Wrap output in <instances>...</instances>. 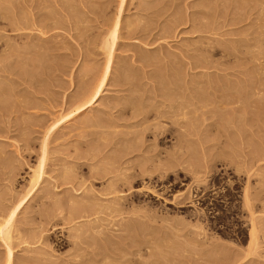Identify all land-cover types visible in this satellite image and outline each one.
Segmentation results:
<instances>
[{
  "label": "rangeland",
  "instance_id": "rangeland-1",
  "mask_svg": "<svg viewBox=\"0 0 264 264\" xmlns=\"http://www.w3.org/2000/svg\"><path fill=\"white\" fill-rule=\"evenodd\" d=\"M206 1L0 0V215L19 204L11 240L0 239V264H6L8 248L12 249L13 264H104L105 260H110L105 264H264V68L249 62L252 54L258 57L256 50L264 47L259 43L256 48V33L252 31L263 33L264 27H257L256 22H261L251 18L239 25L226 24L222 16L217 22L224 27L218 33L200 31L213 19L200 12L207 10ZM165 5L168 10L163 9ZM20 7L24 12L33 8L34 12L28 9L30 16H26L27 11L20 12ZM160 7V17L147 10L157 12ZM21 14L34 25L15 30L7 27L6 18L16 16L18 20ZM232 17L229 14L227 18ZM117 18L122 25L113 47L109 83L92 106L78 110L84 88L89 87L85 83L94 84L106 64L102 43ZM171 19L180 23L169 26ZM131 23L138 29L129 34ZM141 26L148 30L140 31ZM233 39H244L245 44ZM32 45L41 51L36 47V53L32 52ZM228 45L230 49L234 46L232 55L223 52ZM20 47L26 51L18 53ZM45 51H50L46 52L50 56ZM16 52L22 58L37 55L35 60L27 59L32 61H27L29 72L27 66L19 67L26 61L23 58L19 63L21 57ZM142 55L147 61L138 58ZM44 57L51 60L46 62ZM197 57V61L208 58V65L196 67ZM38 59L45 63L39 66ZM11 61L20 65L13 67ZM166 64L175 68H165ZM87 65L95 70L85 71ZM44 66L52 70L46 68L48 72ZM32 71H38L34 72L37 75ZM30 72L39 78L31 80ZM15 73L36 85L28 86ZM93 75L95 78L89 77ZM223 84L226 91L240 86L260 91L242 103L226 104L225 96L230 99L231 94L213 90L223 88ZM155 85L162 90L153 89ZM164 87L172 91L166 92ZM22 101L29 106L16 111L10 108L11 103ZM125 105L139 111L148 109L145 112L150 114L161 112L158 115L163 119L137 124V117L130 119L129 113L125 116L120 112L123 107L128 110ZM219 108H223L221 113ZM208 109L213 111H207L206 116ZM217 110L221 117L216 116ZM154 129L166 130L169 135L158 140L151 135ZM41 161L42 174L34 185L32 175ZM167 161H172L169 166ZM166 166L169 168L164 172ZM246 185L250 191L247 199ZM73 211L76 217H70ZM127 223L135 226L130 224L128 231ZM252 225L259 234L257 246L250 243ZM80 228H87L86 235ZM77 231L81 233L77 235ZM109 232L114 238H107ZM85 240L93 243L88 246ZM252 247L257 249L254 254ZM94 248L96 252L107 248L110 255H93ZM92 255L105 256L101 261Z\"/></svg>",
  "mask_w": 264,
  "mask_h": 264
},
{
  "label": "bare ground",
  "instance_id": "bare-ground-1",
  "mask_svg": "<svg viewBox=\"0 0 264 264\" xmlns=\"http://www.w3.org/2000/svg\"><path fill=\"white\" fill-rule=\"evenodd\" d=\"M40 2H41V1H40ZM206 2H207V4H206V6H207V10H206V9H205V10H201L200 12H202V14H204L203 16H205L206 19H207V18H208V19L213 18V19H212V20L210 19L211 21L208 22V23H209L208 25H206V24H205V25L203 24V26L201 25L202 27H201V26H200V27H201L202 30L200 29V31H204V32H206V33H207V32H214V33L217 32V33H218V31H220V30L224 27L223 24L220 25V23L217 22V20H218V19L220 20V18H222V16H223V18H224V17L226 18V19H224V21H225V20L227 21L226 24H229V22H230V24H232V23H234V24H238L239 22L245 21V19H249V18H251V20L258 19V20L261 22V24L258 23V22H256L257 27H262V26L264 27V0H210V1L208 0V1H206ZM21 4H22V3H21ZM122 4H123V3H122ZM143 4H144V3H143ZM23 5H24V4H23ZM23 5H21V6H23ZM144 5H145V4H144ZM144 5H143V6H144ZM203 5H204V4H203ZM24 6H25V5H24ZM24 6H23V7H24ZM26 6H27V5H26ZM36 6H37V5H36ZM36 6H35V7H36ZM40 6H41V3H40ZM40 6H39V7H40ZM145 6L147 7L148 5L146 4ZM145 6H144V7H145ZM165 6H166V5H165ZM165 6H164L163 9L167 8V10H168V7H169V6H168V7H167V6L165 7ZM206 6L204 5V7H206ZM23 7H20L21 9H20V8H19V9L22 10V9H24ZM29 7H31V6H29ZM29 7H28V9H29ZM39 7H38L37 9H39ZM144 7H143V8H144ZM146 7H145V8H146ZM149 7H150V6H149ZM149 7H148V8H149ZM204 7H202V9H204ZM16 8H17V6H16ZM41 8H42V7H41ZM46 8H47V7H46ZM46 8H45V9H46ZM154 8H158V9H159V7H154ZM17 9H18V8H17ZM28 9H26V11H27ZM120 9H121V8H120ZM141 9H142V8H141ZM150 9H151V8H150ZM150 9H147V10H149V12H150V11H151V12H154V14L157 13L158 16L161 15V14H159V13H162V12H163V11L161 10V7H160V11L158 10L157 12H156L157 9H153V11H152V9H151V10H150ZM29 10H31V11L34 12L33 8H32V9H29ZM29 10H28V11H29ZM41 10H42V9H41ZM51 10H52V8H51ZM147 10H146V11H147ZM167 10H165V11H167ZM17 11H18V10H16V12H15V11H13V12L17 13ZM26 11H25V12H26ZM28 11H27V14L24 12V10H22V11H20V12L25 13L26 16H30L29 12H31V11H29V12H28ZM53 11H54V10H52V12H53ZM143 11H144V10H143ZM33 12H32V13H33ZM151 12H150V14H151ZM15 13H13V15H14ZM75 13H77V12H75ZM119 13H120V12H119ZM19 14H20V13H19ZM25 14H24V15H25ZM28 14H29V15H28ZM33 14H35V13H33ZM39 14H40V13H39ZM152 14H153V13H152ZM154 14H153V15H154ZM229 14H232L233 17L228 19L227 17L229 16ZM15 15H18V13L15 14ZM21 15H23V14H21ZM24 15H23V16H24ZM31 15H32V14H31ZM35 15H36V14H35ZM42 15H43V14H42ZM54 15H55V14H54ZM157 15H156V16H157ZM177 15H179V14H177ZM195 15H196V14H195ZM23 16H20V18H19V16H18V20H17L16 16H15V17L13 16L14 19H13L12 17L6 18V21H7V19H8V21H9V19L12 18V20H10V22H9L10 25H8V23H7L8 21L6 22L7 27H8V26H11V28L13 27L14 29H13V28H12V29L15 30V29H23V28H26V27L28 26L29 23L32 24V22H30L32 19H31L30 21H27V20H29L30 18L28 19V17L25 18V16H24V17H23ZM32 16H33V15H32ZM121 16H122V15H121ZM175 16H176V15H175ZM21 17H23L24 19H22ZM51 17H52V16H51ZM117 17H119V16H117ZM159 17H160V16H159ZM177 17H178V16H177ZM177 17H176V20L180 21L181 19H180V18H177ZM179 17H180V15H179ZM40 18H42V16H41ZM53 18H54V16H53ZM173 18H174V16H173ZM205 18L203 17V19H205ZM223 18H222L221 20H223ZM15 19H16V20H15ZM37 19H38V18L36 17L35 20H34V22H35ZM58 19H59V18H58ZM13 20H14V21H13ZM109 20H113V19H109ZM174 20H175V18H174ZM215 20H216V21H215ZM219 20H218V21H219ZM221 20H220V21H221ZM121 21H122V20H121ZM121 21L119 20V18H117V19L115 20L113 26H111V24L113 23V22L111 21V22H112V23L110 24L111 28L109 29L110 32H109V30L107 29L108 27L106 28V30L109 32V33H108L109 35H108V34H107L108 36L106 35L107 38L105 37V39L103 40L104 42L102 43V44H104L103 49H104V51H105L106 54H107V60H106V62H105L106 64L104 65V68L102 67L103 69H102L101 71L99 70V71L102 72V73H101V74L99 73L100 76L98 75L99 77H97L98 79H96V82H95V83H94V81H95V79H94V81H93L94 84H91V83H92L91 80H90V81H91V83H90L91 85L85 83L86 81L84 82V83H85V86L88 85L89 87H85V86H84V87H85V88H84V91L82 90V91H83V93H82V97H83V98H82V99L80 98V99L82 100V102H80V100L77 98V99L79 100L78 102H80L79 106H77L78 110H82V109H85V108H88V107L92 106V105H93V104H94V103L100 98V96H102V93H103L104 89L106 88L107 84L109 83V78H110V76H111V71H112V66H113L112 64H113V58H114L113 47H114V45H116V42H117V40H118V37H119L120 31H121V25H122V24H121V23H122ZM170 21H172V23H173V19H171ZM178 21H176V22L174 21V22L177 23ZM212 21H213V24H210ZM36 22H37V21H36ZM36 22H35V23H36ZM107 22H108V20H107ZM130 22H132V21H129V23H130ZM133 22H135V21H133ZM168 22H169V21H168ZM201 22H203V21L201 20ZM201 22H200V23H201ZM137 23H138V22H136V23H134V24L137 25ZM169 23H170V22H169ZM175 23H173V24L170 23L171 25H169V26H173V25H174L173 27H175V25H178L180 22H178L177 24H175ZM204 23H205V21H204ZM214 23H216V24L214 25ZM223 23H224V22H223ZM108 24H109V23H108ZM108 24H107V25H108ZM134 24H133V23L129 24V25H130V26H128V27H130V28L128 29V33H129V34H132L133 32H135V31L138 29V28H135V27H138V26H136V25H134ZM234 24H233V25H234ZM239 24H241V23H239ZM239 24H238V25H239ZM4 25H5V24H4ZM32 25H34V24H32ZM224 25H225V24H224ZM1 26H2V25H1ZM1 26H0V28H3V27H1ZM30 26H31V25H30ZM108 26H109V25H108ZM139 26H140V25H139ZM169 26H166V27H169ZM238 27H239V26H238ZM4 28H6V27L4 26ZM11 28H9L8 30H11ZM170 28H171V27H169V29H170ZM172 29H173V28H172ZM235 29H236V28H235ZM237 29H238V28H237ZM13 30H12V31H13ZM139 30H140V31H145V30H148V27H146V26H141V27L139 28ZM233 30H234V29H233ZM235 31H237V30H235ZM150 32H151V31H150ZM252 33H256V35H255L253 38H256V41H257V44H256V42H253L252 45H255V44H256V45H255L256 48H259L260 46L257 47V45H258L259 43H261V44H259V45H263V46H264V32L261 33V32L258 30V33H257V30L255 29V30L252 31ZM20 34H21V33H20ZM20 34H17V35H20ZM9 35H10V34H9ZM17 35H16V36H17ZM21 35H22V34H21ZM13 36H14V35H13ZM19 38H20V37H19ZM250 39H252V38H250ZM226 40H227V39H226ZM233 40H234L233 42L239 41L240 43L243 42V43L245 44V42L242 41V40H244V39H238V40L236 39V41H235V39H233ZM239 42H238V43H239ZM246 42L249 43V41H246ZM240 43H239V44H240ZM243 43H242V44H243ZM254 43H255V44H254ZM210 44L215 45L214 43H210ZM223 44H224V43H223ZM223 44H222V45H223ZM6 45H7V44H6ZM47 45H48V44H47ZM219 45L221 46V43H219L218 46H219ZM233 45H234V44H233ZM10 46H13V44L10 45ZM32 46L35 47L34 45H32ZM32 46H31V47H32ZM210 46L213 48L212 45H209V47H210ZM220 46H219V47H220ZM224 46H226V45H224ZM224 46H223V49H226V48H224ZM234 46H235V45H234ZM234 46H232L233 49H234ZM241 46H242V45H241ZM14 47H15V46H14ZM17 47H18V46H17ZM33 47H32V48H33ZM36 47H37V49H39V51H41V50H40V49H41L40 47H39V48H38V46H36ZM36 47H35L34 50L32 49V50H33L32 52L36 53V51H35V50H36ZM46 47H47V46H45V48H46ZM211 47H210V49H211ZM18 48H19V47H18ZM18 48H17V49H18ZM42 48H44V46H43ZM48 48H49V47H48ZM221 48H222V47H221ZM256 48H255V49H256ZM262 48H264V47H261V49H262ZM11 49H13V48H11ZM14 49H15V48H14ZM17 49H15V50H17ZM22 49L25 50L24 48H22ZM22 49H21V47H20V50L18 49V53H20V51H22ZM207 49H208V48H207ZM210 49H209V52H213V51L215 50V48L212 49L211 51H210ZM229 49H230V47H229V45H228V50H223V52L226 53V54H230V55H232V54H231V53H232V51H231L232 48H231L230 50H229ZM233 49H232V50H233ZM253 49H254V48H253ZM255 49H254L253 51H255ZM261 49H258V50H256V52H255V54H257L258 57H257V56H254V55L252 54V56L249 58V62H252V63L254 64V66H257V67H259V68H264V50L262 49V51H261ZM47 50H48V49H47ZM25 51H26V50H25ZM39 51L37 52V55H39V54L42 53V52L40 53ZM253 51H252V52H253ZM8 52H9V51H8ZM30 52H31V51H30ZM46 52H50V51H45V53H46ZM16 53H17V52H16ZM18 53L16 54L17 56H18ZM38 53H39V54H38ZM253 53H254V52H253ZM24 54H25V53H24ZM30 54H31V53H30ZM46 54H48V56H50L51 53H50V54H49V53H46ZM21 55H22V54H21ZM26 55H27V54H26ZM26 55H25V56L22 55L23 58L26 59V60L24 59V62L26 61V62H25L26 65H25V63H21V61H22L23 58H22L20 55H19L18 57H21V58H20L21 60H18L19 58H17L18 62L20 61L19 63L23 64V66H19L21 69H22V67L25 68V67L27 66V61H28L27 59L30 58V57L28 58V56H27V58H26ZM31 55L33 56V54H31ZM37 55H36V56H37ZM143 55H144V54H143ZM143 55H142V56H143ZM146 55H147V54H146ZM34 56H35V55H34ZM36 56H35L34 58H36ZM48 56H46V57H48ZM147 56H148V55H147ZM204 56H205V55H204ZM38 57L41 58L42 56L39 55ZM38 57H37V58H38ZM137 57H138V56H137ZM148 57H149V56H148ZM199 57H200V56H199ZM31 58H32V57H31ZM31 58H30V60H31ZM34 58H32V60H35ZM37 58H36V59H37ZM42 58H43V57H42ZM42 58H41V59H42ZM44 58H45V57H44ZM49 58H50V57H49ZM49 58H48V59H49ZM138 58H142V59H143L144 56H143V57L140 56V57H138ZM138 58H137V59H138ZM145 58H146V57H145ZM145 58H144V59H145ZM46 59H47V58H45V60H46ZM48 59H47V60H48ZM137 59H136V61H137ZM151 59H152V58H151ZM197 59H198V57L196 58V61H197ZM207 59H208V58H206V57L203 58V59L199 58V61L195 62L196 67H199V66L202 65V64H204V65L206 64V66H207V65H208V63H206V60H207ZM30 60H29V61H30ZM47 60H46V62H47ZM50 60H51V58H50ZM50 60H48V61H50ZM138 60H139V59H138ZM29 61H28V64H29ZM139 61H140V60H139ZM146 61H147V58H146ZM146 61H143V60H142L141 62L143 63V62H146ZM11 62H12V61H11ZM18 62L16 61V64H19ZM31 62H32V61H30V63H31ZM35 62H37V60H36ZM35 62H34V63H35ZM40 62L42 63V60H40ZM40 62H39V59H38V62H37V63L39 64V66H40ZM151 62H152V61H151ZM170 62H171V61H170ZM170 62H169V63H170ZM191 62H193V61H191ZM34 63H33V66H34ZM44 63H45V61H44ZM44 63H42V64H44ZM50 63L52 64V62H50ZM50 63H49V64H50ZM148 63H149V62H148ZM193 63H194V62H193ZM193 63H192L191 66H193ZM9 64H11V65L13 64V67H16V66H17L16 64H15V66H14V62L9 63ZM31 64H32V63H31ZM31 64H30L29 66H27V72H29V71H28V70H29L28 67H31ZM42 64H41V65H42ZM145 64H146V63H145ZM145 64H144V65H145ZM190 64H191V63H190ZM19 65H20V64H19ZM166 65H167V64H166ZM170 65H171V64H170ZM170 65H167V67H165V66H164V67H165V68H168ZM198 65H199V66H198ZM9 66H10V65H9ZM9 66H8V69H9ZM87 66H88V65H87ZM91 66H92V65H90V68H89V66H88L87 69H86L85 71H89L90 73H92L93 70H95V69L92 70ZM160 66H161V65H160ZM206 66H205V67H206ZM10 67H11V66H10ZM36 67H37V66H35V68H36ZM42 67H43V66H42ZM42 67H41V69H42ZM50 67H51V65H50ZM170 67H172V66H170ZM170 67H169V68H170ZM200 67H202V66H200ZM203 67H204V66H203ZM5 68H6V67H5ZM33 68H34V67H33ZM44 68L46 69V68H49V67H48V66H44ZM172 68H175V67L173 66ZM207 68H208V67H207ZM18 69H19V68H18ZM21 69H20V70H21ZM37 69H38V67L36 68V70H37ZM49 69H50V68H49ZM170 69H171V68H170ZM170 69H169V70H170ZM12 70H13V68H12ZM12 70H11V71H12ZM15 70H16L15 72H17V71L20 72V70H17V69H15ZM25 70H26V69H25ZM34 70H35V69H34ZM46 70H47V69H46ZM51 70H52V69H50L49 71H51ZM169 70H168V71H169ZM175 70H176V69H175ZM175 70H171V73H172V71H175ZM5 71H6V70H5ZM8 71H9V70H8ZM8 71H7V72H8ZM21 71H22V70H21ZM39 71H40V69H39ZM43 71L45 72L44 69H43ZM47 71H48V70H47ZM47 71H46V73H47ZM49 71H48V72H49ZM81 71H82V69L80 70V72H81ZM99 71H98V72H99ZM166 71H167V70H166ZM7 72H6V73H7ZM27 72H26V73H27ZM32 72H33V71H32ZM34 72H36V71H34ZM34 72H33V73H34ZM80 72H79V73H80ZM175 72H176V71H175ZM10 73H11V72H10ZM36 73H38V71H37ZM40 73H41V72H40ZM40 73H39V74H40ZM85 73H86V72H85ZM87 73H88V72H87ZM87 73H86V74H87ZM90 73H89V75H92V74H90ZM11 74H12V73H11ZM16 74L20 75L21 73H20V74H19V73H15V75H16ZM30 74H31V72H30ZM34 74H35V73H34ZM44 74H45V73H44ZM86 74H85V75H86ZM13 75H14V74H12V76H13ZM18 75H16V76H18ZM21 75H22V74H21ZM21 75L18 76V77H21L20 79H22V76H21ZM27 75L30 76L29 73H27ZM27 75H26V77H27ZM36 75H37V74H35V75H33V76H36ZM48 75H49V74H48ZM80 75H81V74H79V77H80ZM82 75H83V74H82ZM85 75H84V76H85ZM156 75H157V77H158V74H156ZM164 75H165V74H163V76H164ZM168 75L170 76L171 74H168ZM31 76H32V74H31ZM33 76H32V78H31V80H35V78H36V77H33ZM38 76H40V75H38ZM38 76H37V78H39ZM86 76H88V75H86ZM95 76H97V74H96ZM163 76H162V77H163ZM166 76H167V75H166ZM89 77H91L92 79L95 78L94 75H93V76H89ZM162 77H161V79H163ZM164 77H165V76H164ZM170 77H171V76H170ZM170 77H169V78H170ZM33 78H34V79H33ZM37 78H36V79H37ZM40 78H41V77H40ZM172 78H173V77H172ZM81 79H82V78H81ZM165 79H166V78H165ZM170 79H171V78H170ZM22 80H23V79H22ZM31 80H30L29 78H25L22 82L25 81V82H26L25 84L28 83V84H29L28 86H32V84H33L34 81L32 82ZM88 80H89V79H88ZM120 80H121V79H120ZM168 80H169V79H168ZM168 80H167V81H168ZM252 80L255 81L254 79H250L249 81H250L251 83H253ZM37 81H38V80H37ZM41 81H42V80H41ZM159 81H160V83H161V80H159ZM163 81H164V79L162 80V82H163ZM165 81H166V80H165ZM165 81H164V85L166 86V84H165L166 82H165ZM170 81H171V80H170ZM38 82H40V81H38ZM81 82H82V81H81ZM208 82H209V81H208ZM19 83H20V82H19ZM34 83H35V82H34ZM167 83H168V82H167ZM174 83H175V86L178 85V84H177L178 81H177L176 79H175V82H174ZM209 83L211 84V82H209ZM209 83H208V85H210ZM228 83H229V81L227 82V84H228ZM176 84H177V85H176ZM212 84H213V83H212ZM231 84H233V83L231 82ZM231 84H230V85H231ZM35 85H36V83H35ZM35 85H34V86H35ZM199 85H200V84H199ZM201 85H202V84H201ZM218 85H219V83H218ZM239 85H240V84H239ZM239 85H238V86H239ZM242 85H243V84H242ZM14 86H15V85H14ZM14 86H13V87H14ZM80 86H81V85H80ZM186 86H187V85H186ZM186 86H185V87H186ZM189 86H190V85H189ZM204 86H205V85H204ZM216 86H217V85H216ZM225 86H226V84H225ZM228 86H229V85H228ZM233 86H235V85L233 84ZM244 86H245V85H244ZM35 87H36V86H35ZM37 87H38V86H37ZM167 87H168V86H167ZM208 87H210V86H208ZM240 87H241V89L238 87V89H236V90H235V89H234V90L232 89V88H234V87H232V88L230 87L233 91H232L230 88H228L229 91H226V88H227V87L224 88V84H223V88H218V86H217V88L214 87L213 90H215V93H216V92H217V93H218V92H219V93L221 92V94H223V95H225V94H227V93H228V94H229V93L231 94V95H230V94H229V95H230L232 98H231V97H230V99L228 98L229 100L226 98V96H228V95L225 96L226 104H228V103H232V104H234V103H236V102H237V103H238V102L240 103L241 101H244V100L250 99L251 97H253V96L256 95L257 93L259 94V91H260L259 88H258L259 91L255 92V91H247L245 88H242V86H240ZM245 87H246V86H245ZM25 88H26V87H25ZM33 88H34V87H33ZM33 88H32V89H33ZM164 88H165V91L168 90V89H169L170 91H172L170 88H167V89H166V87H164ZM178 88H179V87H178ZM193 88H194V86H193ZM236 88H237V85H236ZM14 89H15V88H14ZM153 89L158 90V91H161V90H162V88H161L160 86H157V85L153 86ZM173 89H174V88H173ZM175 89H177V88H175ZM175 89H174V90H175ZM195 89H196V88H195ZM198 89H199V88H197V90H198ZM200 89H201V88H200ZM210 89H212V87H211ZM193 90H194V89H193ZM193 90H191V91H193ZM21 91H22V90H21ZM31 91H32V90H31ZM34 91H35V90H34ZM38 91H39V90H38ZM206 91H208V90H206ZM16 92H17V91H16ZM16 92H15V93H16ZM32 92H33V91H32ZM166 92H169V91H166ZM193 92H194V91H193ZM11 93H13V92H11ZM23 93H24V92H23ZM30 93H31V92H30ZM169 93H170V92H169ZM173 93H174V91H173ZM194 93H195V92H194ZM203 93H204V92H203ZM78 94H79V93H78ZM201 94H202V93H201ZM15 95H17V94H15ZM21 95H23V94H21ZM33 95H34V94H33ZM79 95H80V94H79ZM79 95H78V96H79ZM194 95H195V94H194ZM214 95H216V94H214ZM24 96H25V95H24ZM24 96H23V97H24ZM218 96H219V94H218ZM221 96H222V95H221ZM221 96H220V97H221ZM258 96H259V95H258ZM14 97H15V96H14ZM27 97H28V96H27ZM27 97H26V100H27ZM193 97H194V96H193ZM198 97H199V96H198ZM222 97H223V96H222ZM254 97H255V96H254ZM18 98H19V97H18ZM18 98H17V99H18ZM218 98H219V97H218ZM223 98H224V97H223ZM221 99H222V98H221ZM226 99H227L228 101H227ZM23 100H24V99H23ZM33 100H34V99H33ZM131 100H133V99H131ZM131 100H130V101H131ZM212 100H213V99H212ZM216 100H217V98H216ZM18 101H19V100H18ZM130 101H128V102H129V104L131 105V102H130ZM225 101H224V102H225ZM14 102H16V101H14ZM24 102H25V101H22V102H20L19 104H16V103H15L16 105H15L14 103H11L10 108L12 107L13 109H12V108H11V109H12L13 111H16V109H25V108H26L27 106H29V105H26L27 102H26V104H25ZM31 102H32V101H31ZM128 102H127V103H128ZM132 102H133V104H132V107H133V105H134V100H133ZM233 102H234V103H233ZM29 103H30V102H29ZM29 103H28V104H29ZM34 103H35V102H34ZM220 103H223V102L220 101ZM241 103H242V102H241ZM12 104H14V105L12 106ZM32 105H33V103H32ZM34 105H35V104H34ZM222 105H224L226 108L228 107V105H225V103L222 104ZM222 105H221V106H222ZM230 105H231V104H230ZM230 105H229V106H230ZM35 106L37 107V105H35ZM125 106H127V108L129 107L128 105H125ZM231 106H232V105H231ZM231 106H230V109L232 108ZM30 107H31V104H30ZM225 107H223V108H225ZM10 108L8 107V110H9ZM32 108H33V107H32ZM171 108H172V106H171ZM211 108H212V107H211ZM215 108L217 109V107H215ZM223 108H222V109H223ZM2 109H3V108H2ZM11 109H10V112H13ZM129 109L131 110V109H134V108H128V110H127L125 107H123V109H120V112H122L123 115L125 114V116H126V114L129 113L128 115H130V116H129L128 118H130V119H131V118H132V119L135 118V120H136V117H137V118H138V119L136 120V121H137V122H136L137 124H142V125H144V124H145L146 122H148L150 119H151V120H152V119H153V120H154V119L156 120L158 117H159V118L161 117V119H163V118H162L163 116H159V115H158V114L161 113V112H159V113H157V114H155V113H154V114H150L151 112H149V111H148V112H145V111H147L148 109L145 110V111H143V110H140V111H139V110H137V109H134V110L130 111ZM212 109H213V108H212ZM212 109H211V110H212ZM222 109L219 108V111H220V110L222 111ZM227 109H228V108H227ZM227 109H224V110H227ZM28 110H30V109L28 108ZM176 110H177V109H176ZM224 110H223V111H224ZM240 110H241V109H240ZM1 111H2V110H1ZM5 111H6V110H5ZM18 111H19V110H18ZM20 111H21V110H20ZM23 111H24V110H23ZM129 111H130V112H129ZM178 111H179V110H177L176 112L174 111V112H175V113H178ZM207 111H209V109L206 110V116L208 115V114H207ZM212 111H213V110H212ZM212 111H211V112L209 111V113H212ZM217 111H218V110H217ZM219 111L216 113V116L218 115V117H221L222 115H219V114H218ZM221 111H220V113H221ZM228 111H229V110H228ZM10 112H9V113H10ZM21 112H22V111H21ZM172 112H173V111H171L170 113H172ZM204 113H205V112H204ZM161 114H162V113H161ZM161 114H160V115H161ZM165 114H166V113H165ZM226 114H227V113H226ZM172 115H174V114L172 113ZM204 115H205V114H204ZM209 115H210V114H209ZM224 115H225V114H224ZM94 116H96V115H94ZM213 116H214V115H213ZM97 117H99V116H97ZM100 117H101V115H100ZM100 117H99V118H100ZM87 118H88V117H87ZM94 118H95V117H94ZM224 118H226V116H225ZM230 118H231V117H230ZM88 119H89V118H88ZM89 120H90V119H89ZM91 120H92V119H91ZM99 120H100V119H99ZM99 120H98V121H99ZM155 120H154V121H155ZM157 120H159V119H157ZM58 121H59V120H58ZM93 121H94V120H93ZM85 122H87V121H85ZM174 122H175V121H174ZM95 123H96V122H95ZM158 123H159V122H158ZM98 124H99V123H98ZM98 124H97V125H98ZM100 124H101V123H100ZM102 124H103V121H102ZM105 124H106V123H105ZM134 124H135V123H132V126H136V124H135V125H134ZM146 124H147V123H146ZM109 125H110V124H109ZM127 125L130 126L131 123H130V125H129V124H127ZM147 125H149V123H148ZM101 126H102V125H101ZM106 126H107V124H106ZM137 126H138V125H137ZM140 126H141V125H140ZM98 127H99V126H98ZM130 127H131V126H130ZM50 129H51V128H50ZM143 130H144V129H143ZM154 130H155V129H154ZM154 130H153V131H154ZM238 130H239V129H238ZM240 130H241V129H240ZM242 130H243V128H242ZM145 131H146V130H145ZM238 132H239V131H238ZM238 132H237V134H238ZM241 132H242V131H240L239 134H241ZM242 133H244V130H243ZM135 134H136V133H135ZM143 134H144V133H143ZM149 134H151V132H150ZM151 135H155V137L158 138V140H163V139H164L167 135H169V134L167 133L166 130H162V129L160 130V129H159V131L155 130ZM243 135H244V134H242V135H240V136H243ZM155 137H154V138H155ZM156 138H155V139H156ZM141 145H142V144H141ZM131 147H132V146H130L129 149H132V150H133V147H132V148H131ZM178 147H181V146L178 144ZM262 148H263V147H262ZM129 149H128V150H129ZM153 149H154V148H153ZM256 149H257V148H256ZM134 150H135V149H134ZM134 150H133V151H134ZM257 150H258V149H257ZM259 150H260V149H259ZM259 150H258V151H259ZM159 151H160V150H159ZM262 151H263V150H262ZM127 152H128V151H127ZM130 152H131V150H130ZM130 152H129V153H130ZM260 152H261V151H260ZM263 153H264V152H263ZM256 155H258V154H256ZM256 155H255V156H256ZM252 157H254V156H252ZM159 159H160V158H159ZM173 159H174V158H173ZM179 159H181V158H179ZM177 160H178V159H177ZM177 160H175V161H177ZM172 161L175 162L174 160H172ZM172 161H171V162H172ZM167 162H168V161H167ZM167 162H166V165L171 164L170 161H169L170 163H169V162L167 163ZM180 162H181V160H180ZM252 162H253V161H252ZM39 163L42 164L43 162L41 161V162H39ZM177 163H179V162H176V164H177ZM121 164H123V163H121ZM121 164H120V165H121ZM161 164L164 166V165H165V162H164V164H163V163H161ZM173 164H174V163H173ZM162 165H161V166H162ZM40 166H43V164H42V165H39L38 168H39ZM116 166H118V165H116ZM163 166H162V167H163ZM168 166H169V165H168ZM168 166H166V169L163 170L164 172L167 171V169L169 168ZM113 167H114V165H113ZM113 167L110 168L111 171H112V168H113ZM122 167H123V165H122ZM117 168L120 169V167H116V169H117ZM42 169H43V168L40 167V168H39L38 170H36V172L32 175V176H33V177H32V180L34 181V185L37 183L36 180L39 179V177H40V173H41L40 171H41ZM110 169L108 168V170H110ZM114 169H115V167H114ZM114 169H113V171H114ZM116 169H115V170H116ZM121 169H122V168H121ZM162 169H163V168H162ZM144 170H145V169H144ZM144 170H142L143 173L145 172ZM146 170H147V169H146ZM165 170H166V171H165ZM111 171H110V172H111ZM33 172H34V171H33ZM96 173H98V172H96ZM108 173H109V171H108ZM111 173H112V172H111ZM41 174H42V173H41ZM98 174L101 175L100 172H99ZM149 174H150V173H149ZM102 175H103V174H102ZM102 175H101V176H102ZM95 176H96V174H95ZM103 176H104V175H103ZM143 176H144V175H143ZM149 176H150V175H149ZM30 179H31V178H30ZM38 181H39V180H38ZM30 187H31V185H30ZM110 189H111V188H110ZM248 190H249L248 185H246L245 188H244V193H245L244 195H245V198H246V199H247V198L249 197V195H250V194H249L250 191H248ZM243 197H244V196H243ZM246 199H245V200H246ZM192 202H193V201H192ZM246 202H247V205H249V201L246 200ZM73 206H75V205H73ZM77 206H78V205H77ZM249 206H250V205H249ZM13 207H14V208H11L10 212L7 213L6 215H5L4 213H3L2 215H0V239H1L2 241L9 242V241L11 240L10 238H12V237H11V234H12V232H13L12 228L15 226L14 223L16 222V221H15V217H16V214H17L16 211H17V209H18V207H19V204L16 205V206H13ZM75 208H76V207H75ZM75 208H74V210H75ZM79 208H80V206H79ZM83 209H84V208H83ZM79 210H80V209H79ZM85 210H86V209H85ZM76 211H77V209H76ZM76 211H75V212H76ZM86 211H87V210H86ZM75 212L73 211L72 214H73V213L75 214ZM87 212H88V211H87ZM5 213H6V212H5ZM72 214H71V215H72ZM74 214H73L72 216H70V217H73V216L76 217V215H74ZM76 214H77V213H76ZM79 214H80V211H79ZM84 214H85V213H84ZM84 214H83V215H84ZM83 215H82V216H83ZM85 215H86V214H85ZM85 215H84V216H85ZM79 216H80V215H79ZM96 218H100V217L98 216V217H96ZM70 219H72V218H70ZM74 219H75V218H74ZM95 221H96V220H95ZM127 224H128V223H127ZM127 224H126V225H127ZM130 224H131V223H129L128 225H130ZM132 224L134 225L135 223H132ZM132 224H131V225H132ZM126 225H125V227H128V231H130V228H129V227H131V225H130V226H126ZM133 225H132V226H133ZM139 225H140V224H139ZM134 226H135V225H134ZM125 227H124V228H125ZM138 228H140V227H138ZM141 228H142V227H141ZM78 229H79V228H78ZM80 229H81V228H80ZM132 229H134V228H132ZM132 229H131V230H132ZM136 229H137V228H136ZM11 230H12V232H11ZM83 230H84V229H83ZM83 230L81 229L80 231H82L83 234H84V232L86 233L87 228H85V231H83ZM122 230H123V229H122ZM137 230H139V233H140V230H141V229H137ZM137 230H136V231H137ZM143 230H144V229L142 228V231H143ZM80 231H79V232L77 231V232H78L77 235H78L79 233H81ZM110 231H111V230H110ZM116 231H118V230H116ZM119 231H121V229H120ZM256 231H258L257 228H255L254 225H252V228H251V230H250V243H252V245L254 244V245L257 246V243H258V240H259V239H258V238H259V236H258L259 234H257ZM114 232H115V231H113V235L116 236L115 234H117V233L114 234ZM125 232H126V231H125ZM137 232H138V231H137ZM118 233H119V234H122V232H118ZM132 233H134V232H132ZM139 233H137V234H139ZM107 234H108V233H106V237H107ZM109 234H110V236L107 237V238H112V237L114 238V236L111 237V234H112L111 232H109ZM129 234L131 235L130 232H129ZM129 234H126V233H125V235H128V236L130 237ZM84 235H86V234H84ZM122 235H123V234H122ZM131 236H132V235H131ZM116 237H117V236H116ZM121 237H122V236H121ZM129 237H128V238H129ZM89 238H90V237H89ZM119 238H120V237H119ZM122 238H123V237H122ZM125 238L127 239V237H125ZM105 239H106V238H105ZM7 240H8V241H7ZM111 240H116V239H111ZM87 241H88V240H87ZM87 241L85 240V241H83V242L86 243ZM116 241H117V240H116ZM89 242L93 243L92 240H90ZM89 242H88V244L86 243V245L89 246V244H90ZM112 242H113V241H112ZM119 243H120V242L118 241V244H119ZM129 243H130V242H129ZM5 244H7V243H5ZM8 244H9V243H8ZM8 244H7V245H8ZM124 245H126V243H125ZM128 245H129V244H128ZM130 245H131V243H130ZM177 245H178V244H177ZM106 246H107V245H106ZM10 247H11V246H10ZM107 247L110 249L109 245H108ZM177 247H178V246H177ZM83 248H84V247H83ZM83 248H82V249H83ZM86 248H87V247H85L84 249H86ZM101 248H102V247H101ZM101 248H99V251H97V252H96V249L94 248L93 250H95V251H94V252L91 251V254H93V255H96V254H99V255L101 254V255H103V254H105L106 251H107V248H106V250H103V249L100 250ZM84 249H83V250H84ZM111 249H112V248H111ZM187 249H188V248H187ZM253 249H254V248L252 247L250 250H252V251H253V254H254L255 251H256L257 249H256V250H253ZM115 250H116V249H115ZM115 250H112L113 252L111 251V253H115V252H114ZM84 251H85V250H84ZM252 251H250V252H252ZM87 252H88V251H87ZM250 252H249V253H250ZM107 253H108V255H110L109 252H107ZM107 253H106V254H107ZM117 253H118V252H117ZM88 254H89V252H88ZM88 254H87V255H88ZM115 254H116V253H115ZM250 254H251V253H250ZM250 254H249V255H250ZM93 255H92V256H93ZM113 255H114V254H113ZM249 255H248V256H249ZM92 256H91V259H92ZM104 256H105V255H104ZM104 256H103V258H104ZM114 256H115V255H114ZM117 256H118V255H117ZM117 256H115V257H117ZM88 257H89V256H88ZM93 257H94V256H93ZM95 257H99V256L97 255V256H95ZM95 257H94V258H95ZM100 257H102V256H100ZM100 257H99V258H100ZM108 257H109V256H108ZM110 257H111V256H110ZM112 257H113V256H112ZM237 257H238V256H237ZM240 257H241V256H240ZM89 258H90V257H89ZM103 258H100V260L103 259ZM117 258H118V257H117ZM242 258H243V257H242ZM106 259H108V258L106 257ZM110 259H111V258H110ZM113 259H114V257H113ZM231 259H232V258H231ZM234 259H235V258H234ZM238 259L240 260V258H238ZM238 259H235V260L237 261ZM27 260H28V259H27ZM27 260H26V261H27ZM30 260H32V259H30ZM86 260H88V259H86ZM235 260H234V262H235ZM239 260H238V261H239ZM24 261H25V260H24ZM89 261H92V262L95 261V262H97L98 259H97V260L95 259L94 261H93V260H89ZM101 261H102V260H101ZM101 261H98V262H101ZM106 261H107V260H105V263H106ZM109 261H110V260H108L107 263H108ZM5 262H6V264H13V256H12V249H11V248H8V250H7V257H6V261H5ZM28 262H29V261H28ZM32 262H36V261L33 260ZM102 262H104V261H102ZM102 262H101V263H102ZM29 263L31 264V262H29ZM29 263H28V264H29ZM101 263H100V264H101ZM105 263H104V264H105ZM109 263H110V262H109ZM235 263H236V262H235ZM26 264H27V262H26ZM32 264H34V263H32Z\"/></svg>",
  "mask_w": 264,
  "mask_h": 264
}]
</instances>
